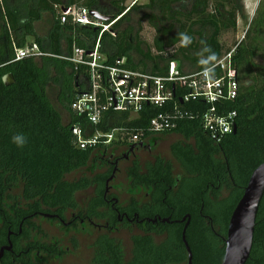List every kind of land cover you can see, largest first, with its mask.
<instances>
[{"label": "trees", "instance_id": "trees-1", "mask_svg": "<svg viewBox=\"0 0 264 264\" xmlns=\"http://www.w3.org/2000/svg\"><path fill=\"white\" fill-rule=\"evenodd\" d=\"M129 0H0V243L9 231L18 212L21 218L39 213H56L64 218L68 210L78 211L76 195L93 184L86 174L102 173L114 148L80 150L75 145L72 129L80 127L87 136L96 131L109 133L114 128H147L150 121L168 108L146 106L139 117L131 119L128 113L107 112L102 122L93 126L85 116H77L71 108L75 96L85 89L88 78L86 67L76 66L71 58L75 48L92 51L100 44L106 57L105 65L117 66L126 58V69L166 76L168 66L181 56L180 66L188 65L192 72L203 71L198 61L205 47L216 55L212 67L232 49H225L221 38L237 30L242 16L238 4L232 0H148L144 6L128 8ZM85 8L109 18L108 32L101 28L83 27L71 21L62 24L64 9ZM143 15L155 32L153 56L140 38L133 14ZM52 16V26L45 39L34 29V23ZM141 21L138 22L140 24ZM181 34L192 37V43L181 46L170 58L167 50L181 43ZM34 43L29 44L28 38ZM34 44L43 53L41 58L16 61V50ZM233 57L241 83L236 102L228 104L236 111L237 132L217 145L203 132L196 121H186L171 133L182 140L171 147L173 161L158 158L148 165L146 174L138 164L131 169L130 183L159 189L150 192L152 211L148 215L163 219L181 220L186 215L191 221L186 241L193 256V264H222L229 221L252 173L264 163V0H261L244 40L235 45ZM138 59V61L136 60ZM161 63H166L165 68ZM54 72L61 84V103L69 117L63 122L60 113L48 95V86ZM12 75L15 84L6 87L4 78ZM181 109L192 110L191 105ZM23 135L26 143L17 147L14 135ZM125 146V145H124ZM117 145L115 148L124 147ZM109 170L97 176L106 182ZM81 173L82 178L69 181L68 177ZM99 173V174H100ZM102 176V177H101ZM179 177V178H178ZM181 192H171L175 189ZM19 192L23 208L13 206L12 192ZM81 214L106 220V204L102 195ZM135 205V204H134ZM229 206L225 224L220 227L226 206ZM137 209V205H135ZM100 208V212L96 211ZM14 211V213H13ZM156 231L164 239L155 243L148 236H133L132 248L127 253L117 236L107 230L91 245L88 264H187L188 255L182 240V228L160 224ZM155 236H157L155 234ZM15 240H13L14 242ZM23 264H33L29 254ZM3 264H12L5 260ZM247 264H264V196L257 214L253 249Z\"/></svg>", "mask_w": 264, "mask_h": 264}, {"label": "built area", "instance_id": "built-area-1", "mask_svg": "<svg viewBox=\"0 0 264 264\" xmlns=\"http://www.w3.org/2000/svg\"><path fill=\"white\" fill-rule=\"evenodd\" d=\"M61 23L69 21L83 27L101 28L115 37L110 27L92 17L90 10L72 7L64 9ZM96 12V11H95ZM99 17H102L96 12ZM236 47L224 55L214 66L215 78L206 79L202 71L186 72L185 66L172 61L166 76L126 69V58L117 66L105 65L106 57L100 52L99 42L86 52L75 48L71 58H66L76 66L86 67L88 78L85 89L75 96L72 111L79 117L85 116L97 127L107 112L128 113L131 119L139 117L146 106L168 108L156 115L147 128L119 127L109 133L96 131L87 136L80 127L72 129L75 145L80 150L115 148L117 145L146 144L153 139L171 133L186 121H196L212 142L219 145L234 133L238 113L230 111L228 104L238 100L241 83L237 66L233 59ZM43 53L36 44L16 50V61L26 58H41ZM183 102V104L181 103ZM191 105L192 110L181 109Z\"/></svg>", "mask_w": 264, "mask_h": 264}, {"label": "flooded vegetation", "instance_id": "flooded-vegetation-1", "mask_svg": "<svg viewBox=\"0 0 264 264\" xmlns=\"http://www.w3.org/2000/svg\"><path fill=\"white\" fill-rule=\"evenodd\" d=\"M161 142L162 140L153 139L146 144H128L124 147L114 148L113 154L107 161L108 170L113 168V172L111 171V176L106 179L104 189L89 187L86 190L79 191L76 195L77 203H79L78 195L81 193H86L87 195V199L79 203V212L67 210L64 218H61L56 213H39L38 216L35 215L34 217L30 215L29 219L27 217L21 218L19 212L17 215L14 214L11 223H13L12 226L15 229L9 231L6 240L0 243V250L9 247L10 244L12 247L11 250L4 251L0 264H3L5 260L11 261L12 264H23L26 258L25 251L28 254L30 253L29 259L33 264L62 262L65 256L78 250L76 244L78 238H86L85 240L90 243V251L91 245L97 242L105 230L114 236H118L123 231L131 234V236L143 237L148 236L147 234L150 233L151 235L149 236L152 237L151 239L155 243H161L164 237L156 233V231L160 230V224H163L176 225L182 228L183 236L186 224L189 222L190 225V216L186 215L181 220H171V217L163 219L160 216L148 215L154 212L152 211V202L154 200L152 196L150 197V192L162 191L153 187L135 186L130 183L131 169L134 165L138 164L141 172L146 174L148 165L154 164L158 158L166 159L160 155L161 152L158 153ZM145 159L146 163L143 164L142 161ZM120 165H128L129 167L127 171L129 185L120 183L118 186H110L116 180ZM113 174H115L114 180L107 184ZM177 184L178 182L175 184V189H172L171 192H181L177 189ZM97 192H104L102 198L107 206L105 210L109 215L106 220L89 217L86 213L85 215L81 214V211L83 213L98 198ZM11 194L15 199L13 206H16L18 210L23 208L24 203L21 201L19 192H12ZM124 195L128 196V198L122 199ZM134 204L137 205V209ZM96 211L99 213L100 208H97ZM39 221L49 223L56 230V234L49 236V234L45 233ZM13 240L15 241L13 242ZM186 252L189 263L187 249Z\"/></svg>", "mask_w": 264, "mask_h": 264}, {"label": "rangeland", "instance_id": "rangeland-1", "mask_svg": "<svg viewBox=\"0 0 264 264\" xmlns=\"http://www.w3.org/2000/svg\"><path fill=\"white\" fill-rule=\"evenodd\" d=\"M235 2L238 4V7L240 8L242 16L238 17L237 20V30L235 32L230 31L228 33H225L222 38H221V43L224 46V48L227 49H232L234 48L237 43H240L242 40H244L246 32L249 29V26L254 19V16L256 14V11L259 7V4L261 0H232V3L235 5ZM148 4V0H129L126 3V6L130 9L133 8L134 6H144ZM133 20H134V25L137 30H140V38L141 40L146 44V49L151 50L153 56H157L158 53L153 49V41L156 35L155 30L150 27L147 21L143 19V15L139 13L133 14ZM52 16L48 15L43 18V20L39 23L36 24L35 29L36 33L43 39L46 38L48 35V31L50 30V27L52 26ZM141 21L140 24L138 22ZM182 46V44H179L173 49H169L166 51V53L163 55L164 58H170L171 56L175 55L179 48ZM138 61V59H136ZM176 61H178L180 64L181 63V56H178L176 58ZM257 64H261L264 66V61L261 59L256 60ZM166 63H161V67L165 68ZM185 71L186 72H192V69L188 65L185 64ZM48 95L49 98L56 108V110L60 113L63 122L67 123L69 121V117L61 103V84L59 82V79L57 75L52 72V80L50 81V84L48 86ZM162 142L160 143V148L159 152L160 155L164 156L166 159L173 161L174 159L171 155V147L173 144L181 141L182 139L176 135H168L163 138H161ZM157 153V154H158ZM143 164L146 163V159L142 161ZM128 165H120L119 167V172L116 176V180L110 184V186H118L120 183L129 185V182L127 180L128 175ZM108 168H106L102 173L96 172L93 176L90 174H86L85 176H88L90 181L92 182L93 188H98V189H104L106 182H99L97 181V176L99 175H104L108 172ZM113 172V168L111 170ZM100 173V174H99ZM111 176H108V178ZM102 177V176H101ZM82 178V174L78 173L72 176H69L68 179L69 181H75L79 180ZM125 185V187H126ZM17 192V191H16ZM128 196L124 195L122 199H127ZM77 199L80 202L84 201L87 199L86 193H81L80 195L77 196ZM230 207L227 205L224 211V214L222 218H220V223L219 226L222 227L225 224V220L227 217V214L229 212ZM42 229L45 231V233L49 234V236H53L56 234V230L50 226L49 223L47 222H41L39 221ZM59 235V233H57ZM117 238L123 243V246L128 253L129 250L132 248V241H131V234L127 233L126 231H123L120 233ZM86 239V238H85ZM78 238V241L76 242L78 250H76L73 254L67 255L64 257V260L62 262H56L54 264H88L91 259V252L89 251V244L87 240Z\"/></svg>", "mask_w": 264, "mask_h": 264}, {"label": "water", "instance_id": "water-1", "mask_svg": "<svg viewBox=\"0 0 264 264\" xmlns=\"http://www.w3.org/2000/svg\"><path fill=\"white\" fill-rule=\"evenodd\" d=\"M66 11V10H64ZM92 17L103 22L109 21V18L99 17L95 11L91 12ZM6 87L15 84L12 75L4 78ZM183 104V102L181 101ZM237 127L234 128V133ZM114 175L108 180L107 184L114 180ZM264 196V163L261 164L253 173L244 191V195L233 211L226 237V249L222 264H247L253 249L255 226L257 214L261 201ZM167 222V220H165ZM189 222L186 224L183 232V242L189 254V263L193 264V256L186 241V231ZM12 245L0 250V260L3 258L5 250H11Z\"/></svg>", "mask_w": 264, "mask_h": 264}, {"label": "clouds", "instance_id": "clouds-1", "mask_svg": "<svg viewBox=\"0 0 264 264\" xmlns=\"http://www.w3.org/2000/svg\"><path fill=\"white\" fill-rule=\"evenodd\" d=\"M182 46L187 47L192 43V37L187 34H181ZM216 60V55L210 48L205 47L200 53V59L198 63L203 66L202 75L208 79L212 80L215 78L214 69L212 63ZM12 143L17 147H23L26 143V138L23 135L17 134L12 137Z\"/></svg>", "mask_w": 264, "mask_h": 264}, {"label": "crops", "instance_id": "crops-1", "mask_svg": "<svg viewBox=\"0 0 264 264\" xmlns=\"http://www.w3.org/2000/svg\"><path fill=\"white\" fill-rule=\"evenodd\" d=\"M45 16H48V15H44V17H45ZM40 22H41V21H40ZM37 23H39V22L34 23V29H35V26H36ZM50 29H51V27H50ZM35 32H36V29H35ZM28 43H29V44L34 43V38H33V37H29V38H28ZM160 137H161V136H160ZM160 137H158V138H160ZM158 138H157V139H158Z\"/></svg>", "mask_w": 264, "mask_h": 264}]
</instances>
